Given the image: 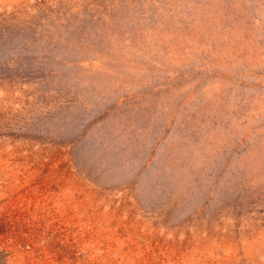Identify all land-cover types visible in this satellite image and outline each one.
I'll return each instance as SVG.
<instances>
[{
	"label": "rangeland",
	"instance_id": "rangeland-1",
	"mask_svg": "<svg viewBox=\"0 0 264 264\" xmlns=\"http://www.w3.org/2000/svg\"><path fill=\"white\" fill-rule=\"evenodd\" d=\"M0 264H264V0H0Z\"/></svg>",
	"mask_w": 264,
	"mask_h": 264
}]
</instances>
